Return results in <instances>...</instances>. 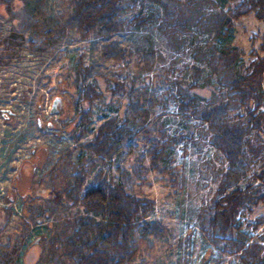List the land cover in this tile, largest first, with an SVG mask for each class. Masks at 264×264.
Returning <instances> with one entry per match:
<instances>
[{"label":"trees","instance_id":"16d2710c","mask_svg":"<svg viewBox=\"0 0 264 264\" xmlns=\"http://www.w3.org/2000/svg\"><path fill=\"white\" fill-rule=\"evenodd\" d=\"M200 1L217 7L214 0H62L65 10L52 18L42 13L43 0H21L23 8H15L16 14H22L20 39L32 52L56 44L72 31L84 38L102 39L101 56L127 66L129 51L113 40V35L131 24L146 26L151 22L167 34L197 26L217 39L203 51L190 44L193 59L200 58L208 68L204 82L208 83L211 76L218 80L212 101L201 103L193 93L203 72L195 64L184 67L190 82L179 77L170 81L161 95L151 91L146 75L162 59L152 49L137 53L134 79L128 83L111 81L110 96L118 102L126 99L123 114L106 118L90 140L79 144L91 155L86 167L80 155L69 173L67 186L51 192L55 204L82 209L69 222L70 232L61 255L54 260L56 264H131L143 247L152 248L153 240L165 236L168 230L162 222L150 219L155 201L138 196L135 188L147 182L150 171L166 175L173 184L179 179L170 163L171 149L176 141L190 139L191 133L170 135L167 121L161 114L153 115L154 108L165 107L168 100L175 103L184 126L190 120L199 123L200 136L226 163L217 171L219 182L213 200L198 217L206 240L220 256H235L240 264H264V245L252 242L248 232L241 231L238 219L241 210H251L247 205L264 203V30L258 31L260 41L256 37L249 40V53L219 41L226 40L236 24L251 14L264 26V0H238L234 8L217 9L208 17L198 16L194 22L182 17V9ZM129 11L132 15L125 19L123 15ZM247 55L253 58L248 63ZM90 72L91 67H83L80 60L75 105L87 106L80 108L76 116L77 127L71 133L76 142L87 131L91 108L104 98L94 83H86ZM142 76L145 80L141 81ZM130 160L134 164L127 169L125 164ZM256 164L260 166L252 172ZM95 167L93 174L90 168ZM243 180L246 184L241 187ZM7 212L11 214V210ZM262 224L264 216H258L250 229ZM262 240L264 237L259 242ZM3 258L0 256L1 264Z\"/></svg>","mask_w":264,"mask_h":264},{"label":"rangeland","instance_id":"374dc122","mask_svg":"<svg viewBox=\"0 0 264 264\" xmlns=\"http://www.w3.org/2000/svg\"><path fill=\"white\" fill-rule=\"evenodd\" d=\"M214 1L217 7L201 1L184 6L182 17L194 22L200 15L208 17L217 9L227 11L238 2ZM61 2L43 0L42 13L49 18L62 15L65 6ZM17 5L24 6L21 0L12 3L0 0V256L4 257L2 264H56L54 260L61 255L64 239L70 232L69 222L82 209L55 204L51 192L67 186L69 173L80 155L86 167V159L91 155L79 144L90 140L106 118L123 114L126 99L118 102L110 96L111 81L128 83L134 79L137 53L152 49L162 59L146 75L150 78L151 91L161 95L169 82L179 77L190 82L189 71L184 67L195 64L203 72L199 87L193 93L201 103L212 101L219 87L218 80L211 76L208 83L204 82L208 68L200 58L193 59L190 44L203 51L217 39L197 26L167 34L156 22H151L146 26L131 24L113 35L112 39L129 51L125 59L127 66L101 56L102 39L84 38L72 31L56 44L32 52L19 36L23 33L19 29L22 14H16ZM131 15L129 11L123 17L129 19ZM260 30L264 26L251 14L236 24L226 40L219 41L249 53V40L256 37L260 41ZM80 60L83 67H91L86 83H94L104 98L91 108L87 131L76 142L71 134L77 127L76 116L80 108L87 106L75 105L76 70ZM252 60L249 55L245 58L246 63ZM158 114L167 121L170 135L191 133V136L176 141L171 149L170 163L178 175L177 183L173 184L166 175L162 177L150 171L146 174L147 182L135 188L138 196L155 201L150 219L160 220L168 231L163 238L153 240L152 248L143 247L131 264H240L235 256L219 255L215 246L206 240L198 220L213 200L219 182L217 171L226 163L200 136L198 122L190 120L188 126L181 123L172 100L165 107L156 106L153 115ZM133 164L130 160L125 167L130 169ZM260 164L254 165L252 172ZM144 166H148V160ZM96 167L90 168L93 174ZM245 184L246 180L240 182L241 187ZM246 207L251 210H241L238 217L241 231L248 232L252 242L259 243L264 237L257 233L261 225L255 230L250 226L256 217L264 216V203ZM7 210H11L10 215Z\"/></svg>","mask_w":264,"mask_h":264},{"label":"built area","instance_id":"2783aa9c","mask_svg":"<svg viewBox=\"0 0 264 264\" xmlns=\"http://www.w3.org/2000/svg\"><path fill=\"white\" fill-rule=\"evenodd\" d=\"M262 111H264V107H262ZM257 233L264 234V224H262L259 229L257 230ZM260 244L264 245V240L259 242Z\"/></svg>","mask_w":264,"mask_h":264}]
</instances>
